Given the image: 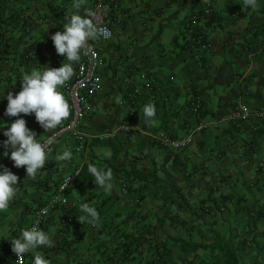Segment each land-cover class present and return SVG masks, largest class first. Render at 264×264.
<instances>
[{"label": "crops", "instance_id": "1", "mask_svg": "<svg viewBox=\"0 0 264 264\" xmlns=\"http://www.w3.org/2000/svg\"><path fill=\"white\" fill-rule=\"evenodd\" d=\"M113 1V38L92 40L103 59L104 94L94 101L98 112L80 127L89 137L87 150L78 152L75 134L65 132L32 179L0 144V165L19 177L16 197L0 211V264H16L8 240L30 228L36 210L76 173L66 191L70 203L56 207L43 228L53 246L27 254L25 264L34 255L49 264H226L229 250L245 264H264V116L227 119L235 104L264 111V0L255 9L243 0ZM95 2L83 0L76 9L74 0H0V128L16 119L4 115L3 97L21 90L24 73L58 68L56 58L68 62L51 35L74 13L91 14ZM209 6L213 12L204 16ZM198 13L197 30L211 51L187 39ZM44 19L51 22L38 24ZM61 92L69 103L63 86ZM197 95L198 114L191 108ZM147 104L156 108L151 126ZM24 118L38 139L51 134L34 114ZM200 124L209 125L199 130ZM161 131L177 140L192 135L194 142L176 150L156 141ZM64 150L73 158L55 160ZM89 162L111 169L112 190L95 185ZM84 202L99 212L96 226L79 221Z\"/></svg>", "mask_w": 264, "mask_h": 264}, {"label": "clouds", "instance_id": "2", "mask_svg": "<svg viewBox=\"0 0 264 264\" xmlns=\"http://www.w3.org/2000/svg\"><path fill=\"white\" fill-rule=\"evenodd\" d=\"M82 3L83 0H74L73 7L79 9ZM257 6L258 0H243V7L255 9ZM94 15V13L88 15L74 13L63 25L62 31H56L51 35L56 53L64 56V61H68L67 63H62L58 68L46 67L42 71L34 69L24 73L20 80L21 90L15 94L8 92L3 97L7 100L4 115L16 117L6 127L0 128L3 136L6 137L0 141L4 148L3 155L13 161L14 167H24L26 177L35 179L46 162L52 160L53 145L57 142L55 130L62 126L70 115V106L61 88L74 74L73 62L81 59V51L85 49L88 41L99 40L101 37L108 39L111 36V32L106 27H97L94 23ZM117 102H120L119 98ZM143 112L146 123L150 126L154 125L156 122L155 105H145ZM32 114L35 115L36 121L45 133H51L50 135H44L43 139L37 138L36 132L27 126L24 118L25 115ZM106 156L110 157L111 152L106 153ZM72 158L71 150H64L55 156V160L64 162ZM88 172L95 185H99L106 193L114 187L111 169L99 168L89 162ZM70 177H68V182H70ZM18 181L17 174L6 165H0V211L8 209L10 202L16 197L19 188ZM79 207L83 213L79 221L96 226L100 218L97 209L88 202L82 203ZM9 241L11 250L16 254L17 259H23L41 246L52 247L54 244L49 233L37 227L22 229L18 237ZM32 259L33 264H49V261L41 255H34Z\"/></svg>", "mask_w": 264, "mask_h": 264}, {"label": "built area", "instance_id": "3", "mask_svg": "<svg viewBox=\"0 0 264 264\" xmlns=\"http://www.w3.org/2000/svg\"><path fill=\"white\" fill-rule=\"evenodd\" d=\"M114 6L115 4L113 0H96L93 6L91 14H95L93 17L94 23L97 24V27H106L111 32V36L108 39H104L103 37H101L99 40L109 41L114 36V30L110 25ZM212 12L213 6H209L202 11V14L204 16H209L212 14ZM199 15L200 13L195 14L190 19V22L187 25V37L189 38L190 43L201 47V49L205 51H211L213 49V44L204 35L198 33L199 31L197 30V26L199 23ZM50 22L51 20L44 19L39 20L38 24L42 25L44 23ZM61 61V58H56V67L61 66ZM102 64L103 59L100 55V52L93 46L92 40L88 41L85 49L81 51V59L74 67V78L66 82V84L63 86V92L69 98L71 117L68 122H63L62 126H60L55 132L57 135V140H59L65 132L72 131L77 139L76 150L78 152L86 151L89 144L88 135L80 131V127L82 126L84 119L98 112L99 107L95 104L94 101L96 98L104 94V85L99 76V70ZM135 96L137 97L138 94H135ZM191 108L196 114L202 111L203 103L201 96H194L191 101ZM261 116H264L263 110H251L250 108L242 104H235L233 106L232 112L229 114L227 119L233 123H241L243 121H248L254 117ZM10 119H12V117ZM208 125L209 124H200L198 129H206L208 128ZM120 130L130 132L132 131V127L123 126L122 128H120ZM155 139L161 144L171 146L176 150L187 147L194 142V136L192 135L177 140L171 138L165 131L159 132L157 136H155ZM256 155L257 153L255 152L253 156L255 157ZM77 174L78 173L70 177V182H68L67 178L62 184H60L58 188V194H56L47 205L36 210L35 219L30 228L37 227L38 229L43 230L46 224V220L51 212L56 207L66 206L70 203V200L66 195V191L69 189L71 184L76 181ZM123 190L127 191V185L125 183L123 184ZM20 233L21 231L13 234L10 240L18 237ZM8 245L11 249V242L9 240ZM11 253L16 264L26 263L25 257L23 259H17L16 254L13 253L12 250Z\"/></svg>", "mask_w": 264, "mask_h": 264}, {"label": "trees", "instance_id": "4", "mask_svg": "<svg viewBox=\"0 0 264 264\" xmlns=\"http://www.w3.org/2000/svg\"><path fill=\"white\" fill-rule=\"evenodd\" d=\"M190 22V21H189ZM199 34H202L201 32H198ZM203 35V34H202ZM188 39V37H187ZM188 43V41H187ZM11 253V249L9 248V254ZM230 256H227L226 258V264H245L242 260L239 259L237 256V251L235 250H229ZM10 259V258H9ZM255 264H258V261L255 262Z\"/></svg>", "mask_w": 264, "mask_h": 264}]
</instances>
